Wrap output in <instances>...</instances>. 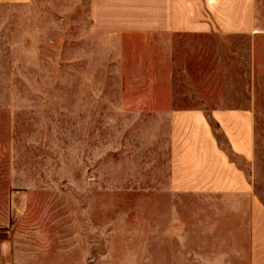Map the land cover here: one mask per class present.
<instances>
[{
	"label": "crops",
	"instance_id": "crops-1",
	"mask_svg": "<svg viewBox=\"0 0 264 264\" xmlns=\"http://www.w3.org/2000/svg\"><path fill=\"white\" fill-rule=\"evenodd\" d=\"M89 16L146 43V96L124 101L156 123L146 176L130 181L145 236L130 264H264V0H89ZM26 198L2 209L0 264H90L72 232L23 224Z\"/></svg>",
	"mask_w": 264,
	"mask_h": 264
},
{
	"label": "rangeland",
	"instance_id": "rangeland-1",
	"mask_svg": "<svg viewBox=\"0 0 264 264\" xmlns=\"http://www.w3.org/2000/svg\"><path fill=\"white\" fill-rule=\"evenodd\" d=\"M91 23L89 0L0 5V217L29 194L27 227L72 232L90 264H130L145 240L130 181L146 176L156 123L124 103L146 96V43Z\"/></svg>",
	"mask_w": 264,
	"mask_h": 264
}]
</instances>
